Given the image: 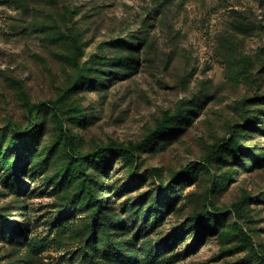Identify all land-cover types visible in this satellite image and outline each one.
<instances>
[{"label":"rangeland","instance_id":"obj_1","mask_svg":"<svg viewBox=\"0 0 264 264\" xmlns=\"http://www.w3.org/2000/svg\"><path fill=\"white\" fill-rule=\"evenodd\" d=\"M0 264H264V0H0Z\"/></svg>","mask_w":264,"mask_h":264}]
</instances>
